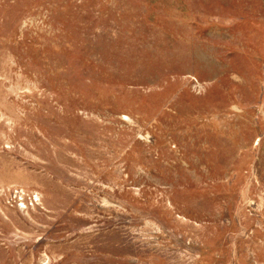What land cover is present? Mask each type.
I'll return each mask as SVG.
<instances>
[{"label": "rangeland", "instance_id": "374dc122", "mask_svg": "<svg viewBox=\"0 0 264 264\" xmlns=\"http://www.w3.org/2000/svg\"><path fill=\"white\" fill-rule=\"evenodd\" d=\"M0 264H264V0H0Z\"/></svg>", "mask_w": 264, "mask_h": 264}]
</instances>
